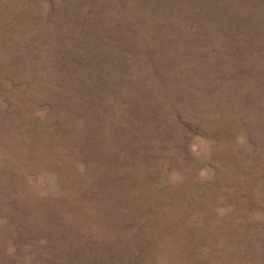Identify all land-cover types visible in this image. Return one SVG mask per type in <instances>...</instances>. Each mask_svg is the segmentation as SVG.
Returning <instances> with one entry per match:
<instances>
[{
	"label": "rangeland",
	"instance_id": "374dc122",
	"mask_svg": "<svg viewBox=\"0 0 264 264\" xmlns=\"http://www.w3.org/2000/svg\"><path fill=\"white\" fill-rule=\"evenodd\" d=\"M0 264H264V0H0Z\"/></svg>",
	"mask_w": 264,
	"mask_h": 264
}]
</instances>
